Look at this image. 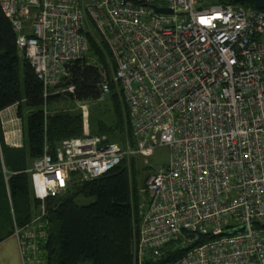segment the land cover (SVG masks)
<instances>
[{
	"label": "built area",
	"instance_id": "2783aa9c",
	"mask_svg": "<svg viewBox=\"0 0 264 264\" xmlns=\"http://www.w3.org/2000/svg\"><path fill=\"white\" fill-rule=\"evenodd\" d=\"M0 6L44 96L84 60L101 72V100L115 86L135 141L86 135L45 149L31 169L33 196L43 204L29 227L32 242L15 232L24 262L45 264L34 230L47 199L165 146L168 165L145 184L135 263L157 262L169 244L187 249L209 235L168 264H264L258 227L264 226V9L216 0H0ZM93 43L109 51L110 74L98 59H87ZM74 91L69 85L63 93ZM11 138L21 145V135ZM241 226L245 232L221 235Z\"/></svg>",
	"mask_w": 264,
	"mask_h": 264
},
{
	"label": "trees",
	"instance_id": "16d2710c",
	"mask_svg": "<svg viewBox=\"0 0 264 264\" xmlns=\"http://www.w3.org/2000/svg\"><path fill=\"white\" fill-rule=\"evenodd\" d=\"M216 2L241 3L239 0ZM91 52L110 74V53L106 47L93 43ZM68 72L69 78L45 97L43 84L18 49L17 35L0 6V115L16 105L22 126L21 146L8 145L0 120V242L15 235L17 230H21L23 237L28 236V231H33L30 225L41 213L43 204L32 192L34 162L43 157L47 147L54 152L63 140L86 136L82 111H52L51 106L64 96L78 103L102 101V75L97 67L84 60L76 61L68 67ZM69 85L74 86V93L54 92ZM111 87L108 102L103 104L111 113L110 122H92L90 134L107 135L120 143L126 135L133 145L128 113L114 92L115 86ZM127 163L123 161L102 177L74 181L64 194L45 201V215L40 219V228L34 230L39 234L34 239L42 251L39 258L45 264H136L133 248L138 237L142 188L136 160L131 161L130 167ZM143 189L146 192V186ZM79 198L90 203L79 204ZM258 227L264 228L262 224ZM30 239L28 236L24 240L31 243ZM210 240L211 236H203L187 249L169 244L157 262L147 260L146 264H168ZM25 262L29 264L27 258Z\"/></svg>",
	"mask_w": 264,
	"mask_h": 264
},
{
	"label": "rangeland",
	"instance_id": "374dc122",
	"mask_svg": "<svg viewBox=\"0 0 264 264\" xmlns=\"http://www.w3.org/2000/svg\"><path fill=\"white\" fill-rule=\"evenodd\" d=\"M95 58L94 55H92V52L90 50V54L87 56V59L90 61V59ZM110 61V59H108ZM111 62V61H110ZM110 65V64H108ZM65 89V86L57 88L54 90L55 93L63 94ZM114 92L117 93V91L114 89ZM108 102V97L104 98L102 101L97 102H72L70 99L66 98L65 96L61 98L59 102L56 104H53L51 107L52 111H65V110H73L78 109L82 111L83 115V132L84 134L88 135L90 134V124L92 122L98 121V120H104L106 123L110 122L109 112L106 111L107 106L103 105L104 103ZM16 110H12L9 115L13 117L14 121L11 122V124L7 123V120H9L8 113L2 112L0 115V120L2 123L4 135L7 133L8 137L11 136L10 133H14L17 135H21L20 144L22 143V129L21 127V121L15 120V116L17 117V108ZM91 135V134H90ZM18 139V138H17ZM126 135L123 136V140L121 141V144L125 142ZM170 158V152L168 147H158L155 148L152 154L144 158L142 156H138V158H135L137 167L139 168V177H138V183L140 187L142 188L140 191V195L142 198V202H146V192L144 191V186L146 184L147 178L149 175L158 172L162 169H165L166 166L169 163ZM79 204H88L90 203V200L79 198L78 199ZM22 250L19 244V240L16 237V235H13L12 237H8L3 242L0 243V264H23L22 261ZM24 259V257H23ZM26 259V257H25Z\"/></svg>",
	"mask_w": 264,
	"mask_h": 264
},
{
	"label": "water",
	"instance_id": "95a60500",
	"mask_svg": "<svg viewBox=\"0 0 264 264\" xmlns=\"http://www.w3.org/2000/svg\"><path fill=\"white\" fill-rule=\"evenodd\" d=\"M239 1L241 3H249L258 9H264V0H239ZM154 8L159 13L172 14V11L169 9H160L157 7H154ZM245 230H246L245 226H241L238 228L227 230V231L223 232L221 235H232V234L242 233V232H245Z\"/></svg>",
	"mask_w": 264,
	"mask_h": 264
},
{
	"label": "crops",
	"instance_id": "0c3cea01",
	"mask_svg": "<svg viewBox=\"0 0 264 264\" xmlns=\"http://www.w3.org/2000/svg\"><path fill=\"white\" fill-rule=\"evenodd\" d=\"M15 108H17V106L15 105V106H12V107H10V108H8L7 110H5L4 112H6V113H8V116H9V118L11 117L10 115H9V113L12 111V110H16ZM3 112V113H4ZM14 118L13 117H11L9 120H7V123L8 124H11V122H13L14 120H13ZM16 119H19L18 117H16L15 116V120ZM11 134V136L13 135V133H10ZM11 136L10 137H8V135H7V133H5V140H6V143L8 144V145H12V138H11ZM22 144V143H21ZM13 146V145H12ZM21 145H17L16 147H20ZM12 237V236H11ZM3 242V241H2ZM1 243V242H0ZM22 261H23V264H25V262H24V259H23V257H22Z\"/></svg>",
	"mask_w": 264,
	"mask_h": 264
}]
</instances>
